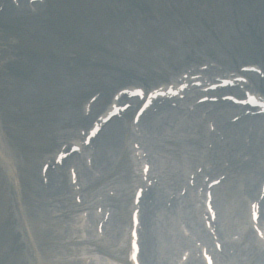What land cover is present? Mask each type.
<instances>
[{"label": "rangeland", "instance_id": "obj_1", "mask_svg": "<svg viewBox=\"0 0 264 264\" xmlns=\"http://www.w3.org/2000/svg\"><path fill=\"white\" fill-rule=\"evenodd\" d=\"M0 23H10L7 29L0 27V70L5 69L4 74L11 81L1 100V127L6 131V138L15 144V153H27L23 160L12 159L22 188L20 204L27 219V209L41 207L44 200L37 163L52 151L53 145L63 140L57 135L61 126L66 129L76 120V113L71 120L66 119L68 108L78 102L81 105L94 90H110L127 82L165 81L179 70L195 68L201 63L212 65L210 73L221 68L232 69V64L242 62L264 66V0H46L37 15L15 11L0 16ZM23 87H27L28 92L24 93ZM106 99L107 95L101 102ZM27 115L28 124L24 118ZM187 126L182 133L187 132ZM163 138L162 141L167 137ZM127 143L126 150L129 141ZM144 144L148 146V141ZM168 146L166 140L159 142L161 156L152 158L153 164L159 165L155 171L159 169L161 175L158 180L161 196L165 190L169 192L162 188L167 179L161 169L171 171L176 165L163 154ZM182 155L187 157L186 153ZM119 171L124 173L123 167ZM5 173L0 167V253H5L4 248L12 245L11 233L17 232L18 240L21 237V243L26 245L17 203L11 200ZM116 176L90 181L85 192L82 188L80 200L92 203L102 197L93 192L89 196L92 199L94 195L93 201L86 202L85 196L95 187L106 189L103 194L107 193V185L118 188L122 181L117 182ZM116 191L110 192L116 196ZM61 197H64L62 203H74L68 192ZM187 200V197L178 202L172 200L169 213L165 209L156 216L153 247L160 255H164L170 245L165 244L167 240H174L176 250L178 248L176 219L178 215H186ZM53 201L46 207L48 213L37 220L40 229L45 225L44 220L63 224L68 217H54V210L62 206ZM226 216L220 212L218 228L228 220ZM112 229L107 226L106 231ZM86 233L87 230L82 231L80 236ZM44 239L46 244L42 247L50 252L51 260L72 259L61 254L64 247ZM57 241L63 243L60 238ZM84 246L75 245L77 253L72 257L79 259L83 250L87 251ZM22 254L26 264L33 263L30 249L23 250ZM176 256L177 253L167 259L170 256L165 255L168 262ZM15 258L16 254H11L9 249L0 264ZM100 264L104 263L100 261Z\"/></svg>", "mask_w": 264, "mask_h": 264}, {"label": "bare ground", "instance_id": "obj_2", "mask_svg": "<svg viewBox=\"0 0 264 264\" xmlns=\"http://www.w3.org/2000/svg\"><path fill=\"white\" fill-rule=\"evenodd\" d=\"M196 43L197 45V39H196ZM103 91H105L103 89ZM107 89L106 92H103V96L107 95ZM96 104H99V102H97ZM95 105V104H94ZM72 115L69 114L66 119L71 120ZM78 118V117H77ZM65 120V118L63 119ZM78 119H76L73 122H78ZM190 124H193V122H191ZM195 127V132H190L189 133H178V131H182L184 129V126L182 125L180 127L179 130H176V128L172 131H170V129L165 130L164 132V136L168 135L169 139L171 140H167V138L165 139L166 141L169 142V144L171 146L173 145H179L177 143L180 142V144H187L190 145L191 147H199L198 145V141L199 139H201V137L204 135V133H202V129H203V125L202 123L200 124L199 122H197ZM194 128V127H192ZM260 127L256 128V131L254 133V140L255 142H257V146H258V152H257V157H260L262 159V161L264 162V153L261 152L259 150L260 146L262 144H264V131L262 129L261 132H259ZM58 137H63L68 135V132L66 130H64L63 125L61 126L59 133H57ZM128 137V133L125 131H122L120 128H118V126H116L115 122H112L110 124V126L107 127L106 131L103 133L102 136V146H101V142L99 144V150H98V155H97V163L100 166L101 170L103 172L106 173V176L113 178V176H115L117 174V172L119 171L118 169L120 168L121 165V159L124 157L125 155V150H124V146L126 143ZM168 146L163 153L165 154H171L173 157L175 155L174 151H176L178 148H171V146ZM189 147V146H187ZM190 147V148H191ZM231 159H233L231 157ZM217 159H215V163H217ZM260 167V166H259ZM258 167V168H259ZM12 171V170H11ZM53 179V178H52ZM116 180L121 179V174L117 175L115 177ZM50 184L54 186V189L51 190V192H57L58 191V187L56 186V184H54V181L51 180ZM246 185V184H244ZM246 189L248 191L251 190V188L249 187V183H247L246 185ZM232 192H235V190H233L232 188L227 190V192L222 191L219 196H218V204L221 205V209H223V206L225 207V201L228 203V199L227 197L224 199L222 196H226L227 195H231ZM222 200H224L222 202ZM113 204L115 205V201L113 202ZM223 205V206H222ZM224 210V209H223ZM119 219H121V215L119 213L118 216ZM56 236L51 234V239H54ZM40 244V243H39ZM165 244H170L169 246H167L166 248V253H164V255H162L163 257H165V255L168 254V256H172L176 254V246H175V241L174 240H167L165 242ZM46 254V252H44ZM248 261L250 263L252 262H256L257 264H264V260H260L258 259V255L256 253H252V255L248 256ZM55 263V262H53ZM56 264V263H55ZM57 264H72L71 262L68 261H58Z\"/></svg>", "mask_w": 264, "mask_h": 264}]
</instances>
